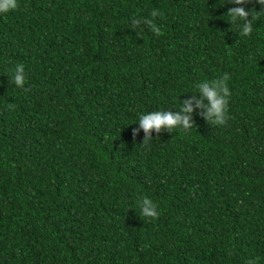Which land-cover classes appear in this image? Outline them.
I'll use <instances>...</instances> for the list:
<instances>
[{"label": "trees", "instance_id": "1", "mask_svg": "<svg viewBox=\"0 0 264 264\" xmlns=\"http://www.w3.org/2000/svg\"><path fill=\"white\" fill-rule=\"evenodd\" d=\"M17 2L0 15V264H264V15L249 36L226 16L261 5ZM225 73L224 125L193 103V129L142 146L141 114Z\"/></svg>", "mask_w": 264, "mask_h": 264}, {"label": "clouds", "instance_id": "2", "mask_svg": "<svg viewBox=\"0 0 264 264\" xmlns=\"http://www.w3.org/2000/svg\"><path fill=\"white\" fill-rule=\"evenodd\" d=\"M251 0H230L229 3L235 5H244L250 3ZM261 5L262 11L257 13L255 9L251 12L246 11L244 7H232L227 12L226 16L229 17V23L233 27H237L241 35L249 36L253 32L254 22L264 15V0H256ZM18 8L17 0H0V15L7 14ZM159 15L157 10L151 12V17L155 18ZM251 16V19L249 17ZM132 27L138 28L141 24L147 25L151 31L160 34V28L155 24L153 19L146 18H133L131 21ZM229 75L224 74L222 78L212 81H204L196 85L197 92L200 93V98L197 99L195 94L192 96V100L184 101L180 104V111L173 113L172 111H153L147 114H141L139 116V128L143 130L145 136L142 146L148 145L152 141V132L159 134L162 130H167L172 133L174 129L182 128L184 131L193 129V103L195 107L201 109V115L208 124L212 125H224L227 122V107L229 103V97L231 95L227 80ZM12 82L18 88H23L25 83L24 66L18 65L15 68ZM13 105H9V108H13ZM138 134V130L134 129L132 132L135 139ZM140 207V215L145 218L156 219L159 216L157 211V205L149 198H144L142 201H138ZM246 264H256L255 260H248Z\"/></svg>", "mask_w": 264, "mask_h": 264}]
</instances>
